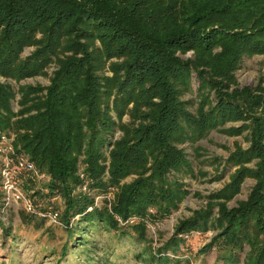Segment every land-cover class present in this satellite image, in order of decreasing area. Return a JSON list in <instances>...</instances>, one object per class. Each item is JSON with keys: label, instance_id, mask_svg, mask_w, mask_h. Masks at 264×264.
Listing matches in <instances>:
<instances>
[{"label": "trees", "instance_id": "16d2710c", "mask_svg": "<svg viewBox=\"0 0 264 264\" xmlns=\"http://www.w3.org/2000/svg\"><path fill=\"white\" fill-rule=\"evenodd\" d=\"M254 55H264V0H0V135L13 133L16 152L50 177L36 194L66 231L57 264L74 252L118 264L125 242L139 247L137 264H190L186 236L210 230L196 264L210 251L211 264H264V74L253 86L236 78ZM36 76L49 83H22ZM211 131L247 146L200 159L195 144ZM227 169L228 180L195 192L204 203L152 245L148 225L179 209L186 178L218 181ZM245 179L253 185L230 205ZM1 200L5 244L16 235ZM102 232L115 242L92 255Z\"/></svg>", "mask_w": 264, "mask_h": 264}, {"label": "rangeland", "instance_id": "374dc122", "mask_svg": "<svg viewBox=\"0 0 264 264\" xmlns=\"http://www.w3.org/2000/svg\"><path fill=\"white\" fill-rule=\"evenodd\" d=\"M32 48H25L22 52V56H26ZM190 53L186 54L189 56ZM50 66L47 73L50 75ZM264 74V55H254L244 59L242 67L236 72V78L240 86L256 84L261 75ZM14 85L15 83L12 82ZM22 83H40L47 85L49 83L48 77L36 76L34 78H28ZM18 98V96L16 97ZM14 108L17 109V104L14 102ZM126 119V118H125ZM117 133L116 135H118ZM238 143L242 147L247 146V142L242 136H226L216 131H211L205 139L198 141L195 146L199 145L203 152V156L200 159H208L213 156L226 158L229 151L234 149V144ZM185 151L189 154V158L194 160L197 165L193 150L188 143L183 145ZM199 160V159H198ZM203 169L208 171L209 174L206 178L211 177L214 174L213 167L209 164H203ZM233 169H227L222 178L218 181H207L203 177L186 178L190 194L180 204L179 209L173 212L168 218L162 222L155 224H149L148 234L152 239V245H158L159 242L167 239L172 231L174 225L181 218L187 217L192 213V210L200 207L204 203V199L193 195L195 192H199L201 195H206L214 189L220 188L224 182L228 180V175ZM132 177L127 178L130 180ZM252 179H245L241 186V191L230 201V205L234 204L235 200L244 199L253 185ZM42 198V197H39ZM44 199V198H43ZM46 200V199H45ZM46 204L51 203L47 200ZM52 204V203H51ZM21 213L22 210H11L5 215V222L12 226L16 237L13 241L1 244L0 241V264H57L59 257L58 252L61 246L66 242V231L62 228L47 225L46 223L39 229H36L32 224L22 222ZM213 231H207L206 233H192L186 236L187 247L183 248L184 257H190V264H196V262L203 256L198 254L199 249L207 243L212 235ZM92 239L96 241L98 251L92 253V255H102L105 243L114 244V240L110 238L105 232L100 235H95ZM139 247H135L130 243L120 244L116 251L117 257H115L118 264H137L133 257V252L138 250ZM207 264H211L215 258V251H210L204 255ZM197 261H195V260ZM60 264H88L85 255L82 253L74 252L66 262Z\"/></svg>", "mask_w": 264, "mask_h": 264}, {"label": "built area", "instance_id": "2783aa9c", "mask_svg": "<svg viewBox=\"0 0 264 264\" xmlns=\"http://www.w3.org/2000/svg\"><path fill=\"white\" fill-rule=\"evenodd\" d=\"M13 139V133L0 135V193L3 210L20 209L25 213L43 217L47 225H62L59 211L36 194L37 191L47 193L44 184L49 181V175L38 170L27 155L16 152ZM60 199L59 196H54L49 200ZM97 199L99 200L98 197Z\"/></svg>", "mask_w": 264, "mask_h": 264}]
</instances>
